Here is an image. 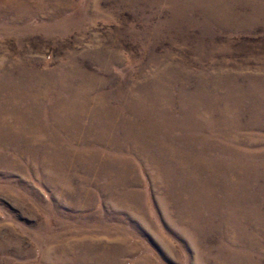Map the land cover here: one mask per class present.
<instances>
[{"label":"rangeland","instance_id":"1","mask_svg":"<svg viewBox=\"0 0 264 264\" xmlns=\"http://www.w3.org/2000/svg\"><path fill=\"white\" fill-rule=\"evenodd\" d=\"M0 264H264V0H0Z\"/></svg>","mask_w":264,"mask_h":264}]
</instances>
